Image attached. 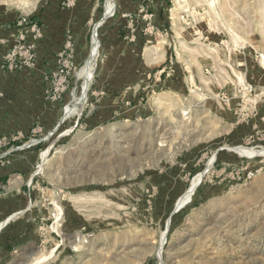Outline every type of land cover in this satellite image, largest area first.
Masks as SVG:
<instances>
[{
    "label": "rangeland",
    "instance_id": "374dc122",
    "mask_svg": "<svg viewBox=\"0 0 264 264\" xmlns=\"http://www.w3.org/2000/svg\"><path fill=\"white\" fill-rule=\"evenodd\" d=\"M82 2L0 0V106L15 82L66 96L0 134L1 150L36 152L9 203V227L30 232L1 239L24 235L12 264H264V0ZM43 13L76 16L82 64L71 29L40 62ZM112 71L120 89L95 88Z\"/></svg>",
    "mask_w": 264,
    "mask_h": 264
},
{
    "label": "crops",
    "instance_id": "0c3cea01",
    "mask_svg": "<svg viewBox=\"0 0 264 264\" xmlns=\"http://www.w3.org/2000/svg\"><path fill=\"white\" fill-rule=\"evenodd\" d=\"M83 1V2H82ZM79 0L85 6H89L96 3L100 0ZM138 0H118V5L122 8L131 9L130 7L137 6ZM50 7V6H49ZM61 15L57 17H51L50 14L43 13L39 17L40 27L42 28L43 38L39 40L37 44V54L41 63H52L54 61V55L57 51L61 49L64 44L66 37L67 29H71L75 35L76 42V56L75 61L77 65L82 64L89 50L88 32L84 30L83 27L77 26L75 23L76 16L71 17L67 22H64ZM73 16V15H72ZM63 19V20H62ZM8 35L0 34V55L4 54L7 50V46L1 43V39H9ZM11 39V38H10ZM12 40V39H11ZM47 68L46 65L43 68ZM113 77L112 80L107 81L106 83L95 84V88H103L107 90H116L120 89L122 83H118L115 80V71H112ZM26 76H29L26 73ZM44 83L35 82V81H26V82H15L11 85V91L6 93V98L2 100L0 106V134H10L18 129V122L20 120L30 121L35 116L34 114L49 115L52 109L56 110L66 101V96L64 100L56 104L48 103L45 101L41 91ZM22 90H25L22 92ZM33 90L39 92L33 93ZM41 107V108H40ZM67 108V107H66ZM66 110V109H65ZM99 113L96 112V115ZM65 119V117H64ZM23 151V150H21ZM16 153L15 148L9 149H0V225L6 220L11 218L6 225L0 230V264H12L13 255L10 252V249L14 246L19 248L24 247L27 242L24 241L23 236L17 238V236L9 237L5 242L1 239L6 238V234H13L18 232V234L29 233V229L24 228L22 231L16 229L19 224L12 225L15 227H9L13 221L14 216L10 212V202L13 197V192L16 187H24L29 184L30 180L35 179V174L31 173L36 161L34 162L33 158L36 152H24V155H18L22 153ZM17 155V156H16ZM5 157V160H3ZM24 197H26V192H23ZM12 215V216H11ZM28 222V221H27ZM27 224V223H25ZM8 227V229H6ZM6 233V234H5ZM14 235V234H13Z\"/></svg>",
    "mask_w": 264,
    "mask_h": 264
},
{
    "label": "bare ground",
    "instance_id": "6f19581e",
    "mask_svg": "<svg viewBox=\"0 0 264 264\" xmlns=\"http://www.w3.org/2000/svg\"><path fill=\"white\" fill-rule=\"evenodd\" d=\"M31 4V3H30ZM108 13H111L112 12V9H113V5L112 4H108ZM77 104H79V102L77 103ZM76 104V105H77ZM77 111V110H76ZM75 111V112H76ZM67 113H68V116L69 115H71V113H73V109H70V110H68L67 111ZM78 113L80 114L81 112H80V110H78ZM78 114V115H79ZM188 114V113H187ZM73 130H74V128H73ZM72 130V131H73ZM239 152H241V153H247V154H253L254 152L253 151H249V150H247V149H245V148H239V149H237ZM202 179H203V174L202 175H200V176H198L194 181H193V183H192V185H191V187H190V189L185 193V195L180 199V201H179V206L180 205H184L186 202H188L189 200H190V198L194 195V193H195V190H196V188L198 187V185L200 184V182L202 181ZM11 219V218H10ZM9 219V220H10ZM8 222V220H6V221H4L1 225H0V229L2 228V226H4V225H6V223Z\"/></svg>",
    "mask_w": 264,
    "mask_h": 264
},
{
    "label": "built area",
    "instance_id": "2783aa9c",
    "mask_svg": "<svg viewBox=\"0 0 264 264\" xmlns=\"http://www.w3.org/2000/svg\"><path fill=\"white\" fill-rule=\"evenodd\" d=\"M113 1V0H112ZM106 15H108V16H110V17H113V16H115V11H113V13H111L110 15L109 14H106ZM23 21L24 22H26L25 24H27L28 22H27V20L26 19H23ZM33 28H34V30H36V26L34 25L33 26ZM94 38H97V40L99 41V35H98V32H97V27H95L94 29H93V33H92V41H94ZM32 47V46H31ZM100 47V46H99ZM2 95H1V93H0V97H1Z\"/></svg>",
    "mask_w": 264,
    "mask_h": 264
}]
</instances>
